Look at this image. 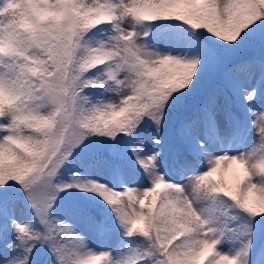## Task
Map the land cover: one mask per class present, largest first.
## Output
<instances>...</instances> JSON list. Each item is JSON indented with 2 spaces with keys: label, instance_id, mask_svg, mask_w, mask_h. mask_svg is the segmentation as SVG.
Listing matches in <instances>:
<instances>
[{
  "label": "snow or ice",
  "instance_id": "6c2138e0",
  "mask_svg": "<svg viewBox=\"0 0 264 264\" xmlns=\"http://www.w3.org/2000/svg\"><path fill=\"white\" fill-rule=\"evenodd\" d=\"M0 264H264V0H0Z\"/></svg>",
  "mask_w": 264,
  "mask_h": 264
},
{
  "label": "rangeland",
  "instance_id": "374dc122",
  "mask_svg": "<svg viewBox=\"0 0 264 264\" xmlns=\"http://www.w3.org/2000/svg\"><path fill=\"white\" fill-rule=\"evenodd\" d=\"M217 178H222L225 183L231 184L234 182L233 172L231 170L224 172L222 177L221 174H217Z\"/></svg>",
  "mask_w": 264,
  "mask_h": 264
}]
</instances>
